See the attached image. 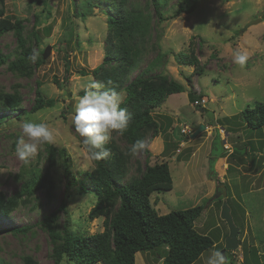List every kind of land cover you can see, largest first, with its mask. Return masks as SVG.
Returning <instances> with one entry per match:
<instances>
[{"label": "rangeland", "instance_id": "1", "mask_svg": "<svg viewBox=\"0 0 264 264\" xmlns=\"http://www.w3.org/2000/svg\"><path fill=\"white\" fill-rule=\"evenodd\" d=\"M76 1L79 3V0H5L6 15L24 19L25 33L32 50L35 49L43 58L47 46L51 51L44 58L45 62L35 67L31 78L13 73L7 65L0 67V89L7 92L18 89L26 111L21 116L18 112L6 111L9 115L3 118L4 111L0 110V192L10 196L19 190L20 183L14 175L21 169L39 166L45 170L48 166L45 145L27 164L15 154L16 140L22 134V124L27 121L48 124L55 135L52 145L66 148L71 155V171L77 180L68 188L63 169L57 165L52 169L57 184L53 197L41 189L33 203L20 206L8 217L0 215V228L35 225L33 232L27 235L0 231V256L8 264H28L25 256H31L37 264H57L51 257L50 236L39 223L43 217L58 210L62 202L67 204V212L58 211L57 222L61 231L65 224L79 233L93 234L104 230V217L89 218L97 195L84 192L82 182L91 189L86 173L91 172L94 163L75 130L73 117L81 91L90 81H96L91 72L104 59L108 23L105 11L98 8L86 18L79 16ZM183 1L171 0L166 17H171ZM152 42L159 45L164 57L156 71L173 77L185 90L170 95L154 110L155 117L162 124L161 132L158 136L149 134L145 147L131 162L129 175L136 174L135 160L145 164L148 154L144 149L148 148L152 154L148 159L150 163L166 160L173 178L171 190L154 192L150 196L156 211L167 214L173 210L203 206L195 227L199 233L209 235L215 244L193 264H204L211 251L224 250L229 234V225L221 215L225 201L239 228V247L227 252L229 264H260L259 261L263 264L264 169L263 180L256 179L253 184L256 177L251 175L264 167V136L254 129L226 133L221 128L227 121L224 118L239 114L256 102H264V0H202L194 13L183 12L162 21L159 30L153 32ZM17 44L11 32L0 36V50L5 54L14 53ZM190 44L195 46L202 74L178 58L179 52H188ZM157 52L149 50L139 69L130 77L146 67ZM237 52L248 55L243 66L235 63ZM82 69L88 74L82 75ZM38 81L44 96L55 98L56 104L31 113L29 110L35 101ZM120 92L125 100L126 92ZM192 93L194 99L190 95ZM199 95L206 100L201 105L197 103L201 100ZM72 100L73 106L70 107ZM201 124L212 127L192 138L191 134ZM183 128L190 133L183 134ZM218 131L229 139H221ZM112 138L120 146L125 145L118 133H113ZM250 139H256L254 145L248 141ZM226 142L235 151L240 152L242 148L243 153L250 157L235 158L237 152L231 157L233 151L224 150ZM211 154L218 157L215 164L219 173L217 177L209 176ZM223 159L232 164L227 176L222 173L220 165ZM237 160L244 161L245 165L241 171L235 170L234 175ZM254 162L259 165L257 169ZM243 171L249 175H237ZM223 184L228 187L227 197L217 196L218 187ZM160 263L152 252L136 254V264ZM61 264L71 263L63 258Z\"/></svg>", "mask_w": 264, "mask_h": 264}, {"label": "trees", "instance_id": "2", "mask_svg": "<svg viewBox=\"0 0 264 264\" xmlns=\"http://www.w3.org/2000/svg\"><path fill=\"white\" fill-rule=\"evenodd\" d=\"M201 1L184 0L169 18L177 17L183 12L194 13ZM170 2L171 0H79V3H75L77 14L83 18L92 15L96 8L105 11L107 15L105 56L91 74L96 82L108 85L111 81V85L102 88L103 91L114 89L117 92H126L121 107L127 109L132 119L128 129L123 134L118 133L125 141L124 146H120L112 138L106 145L111 151L108 159L95 160L91 157L94 167L91 172L86 173L91 189L85 187L82 182L84 192H94L97 195L89 218L104 217V230L93 234L79 233L65 224L61 231L57 222L58 211L67 212L65 202L61 203L58 210L43 217L39 223L50 236L51 257L57 264H61L63 258L71 264H136V254L146 251L152 252L160 264H193L203 252L215 244L209 235L196 230L195 220L203 211L202 205L173 210L167 214H159L152 205L150 196L154 192L173 188V178L166 160L151 164L148 159L152 154L146 148L144 152L148 156L145 164L135 160L136 174L129 175L131 162L139 151L133 153L132 146L138 140L146 143L149 134L158 136L161 132L162 124L155 117L154 110L170 95L185 90L173 77L156 71L163 63L164 57L159 45L152 42L153 32L159 30L162 21L169 19L165 13L170 7ZM25 31L24 19H13L6 15L5 0H0V36L11 32L18 43L14 53L5 54L0 50V67L7 65L13 73L31 78L35 67L44 63L45 59L42 56H38L35 62L28 59L33 50ZM201 41L204 43V40ZM151 49L158 50L156 56L131 78ZM178 58L183 64L193 66L202 74L203 68L200 66L194 44L189 45L187 53L179 52ZM80 73L88 74L84 69ZM188 79L191 81V77ZM40 87L41 82L38 81L35 101L29 110L31 113L56 104V99L45 97ZM83 94L84 90L81 91V95ZM190 95L192 99L195 98L193 93ZM199 96L202 99V95ZM22 102L18 89L14 92L0 89V110L4 111L3 118L9 115L7 112H18V116L25 114ZM224 120L227 121L222 124L223 129L228 132H249L254 129L263 134V137L264 102H256L253 107H247L239 114ZM255 140L248 141L254 145ZM242 150H233L230 156L233 157L237 152L235 158H249L250 155ZM45 152L48 164L45 170H41L39 166L29 170L23 168L14 175L20 183L19 190L10 196L0 192L1 216L8 217L20 206L33 203L41 189H45L47 195L53 197L57 184L52 169L57 165L63 169L67 187L76 184L77 180L71 171V155L67 149L51 144L45 145ZM34 227L35 225L25 224L9 229L0 228V231L27 235L33 232ZM246 252H249L248 249ZM246 257L247 255L245 260ZM24 260L28 264H37L31 256H25ZM259 263L262 264L260 261ZM0 264L8 262L0 256Z\"/></svg>", "mask_w": 264, "mask_h": 264}, {"label": "clouds", "instance_id": "3", "mask_svg": "<svg viewBox=\"0 0 264 264\" xmlns=\"http://www.w3.org/2000/svg\"><path fill=\"white\" fill-rule=\"evenodd\" d=\"M38 55V52L33 49L28 59L35 62ZM247 59L248 55L245 52H237L235 55V63L238 65L243 66ZM109 85L111 81L108 85L90 81L84 89V94L79 96L74 106L75 130L95 160L110 157L111 151L106 145L111 141L112 134L114 132L123 134L132 119L127 109L121 107L124 103L123 93L114 89L100 91ZM54 143V132L47 123L27 121L22 124V134L16 140L15 154L27 164L38 155L41 146ZM144 147L145 142L138 140L132 146L131 151L135 153ZM204 264H229V261L222 251L213 250L205 259Z\"/></svg>", "mask_w": 264, "mask_h": 264}, {"label": "water", "instance_id": "4", "mask_svg": "<svg viewBox=\"0 0 264 264\" xmlns=\"http://www.w3.org/2000/svg\"><path fill=\"white\" fill-rule=\"evenodd\" d=\"M256 22V21H254ZM50 51H51V47L50 46H47L46 49H45V52H44V58H47L48 55L50 54ZM73 106V100L71 101V105L70 107ZM201 111H203V109H201ZM206 129V126L204 124H201L197 129L196 131H194L192 134H191V137L194 138L196 137L198 134H200L202 131H204ZM224 144V142H223ZM228 149L226 146H224V150ZM212 162H211V165H210V168H209V176L211 177H217L218 176V172L216 171V162L218 160V157L216 156H213L211 154V159H210ZM223 195L224 197H227V188H226V185H220L218 187V191H217V196H221ZM222 218L224 220L227 221L228 225H229V234L228 236L226 237V246L224 248V250L222 251L226 257L228 258V261L230 260L229 257H228V250H236L238 247H239V239H238V233H239V228L235 225L234 223V220H233V216L231 214V209L228 205V202L225 201L224 204H223V207H222Z\"/></svg>", "mask_w": 264, "mask_h": 264}, {"label": "crops", "instance_id": "5", "mask_svg": "<svg viewBox=\"0 0 264 264\" xmlns=\"http://www.w3.org/2000/svg\"><path fill=\"white\" fill-rule=\"evenodd\" d=\"M171 121V120H170ZM210 127H212V126H207L206 127V129H209ZM221 129H223V128H221ZM220 130V129H219ZM210 131V130H209ZM222 131V130H221ZM225 132L227 133L228 131H226L225 130ZM218 135H220V138L221 139H223V140H227V139H229V137L228 136H226V137H224V135L223 134H221L220 133V131H218ZM229 135V134H228ZM225 146V145H224ZM226 146H228V149H229V152H232L233 151V146L231 145V147H229V144H227V142H226ZM235 150V149H234ZM235 159V158H234ZM233 159V160H234ZM237 162H238V164L236 165L237 167H234V175H235V173H236V171L235 170H242L241 168H242V166H244L245 164H244V161H238L237 160ZM216 163H218V161L216 162ZM221 165V168H222V173H224L226 176L227 175H229L228 174V171H230L231 170V165L232 164H230V162L228 161V159H223V161H222V163L220 164ZM253 165L256 167V169L259 167V165H257V163L256 162H254L253 163ZM262 165H263V163H262ZM217 167V166H216ZM251 168H254V167H251ZM263 169H264V167H262L260 170H257V174H255V173H253L251 176L252 177H256L254 180H253V184H254V181L256 180V179H261L262 178V180H263ZM216 170H217V168H216ZM218 175H219V173H218ZM237 175H240V177H242V176H245V175H249V173L248 172H246V171H243L242 173H238ZM238 177V176H237ZM230 180H232V178H230Z\"/></svg>", "mask_w": 264, "mask_h": 264}, {"label": "built area", "instance_id": "6", "mask_svg": "<svg viewBox=\"0 0 264 264\" xmlns=\"http://www.w3.org/2000/svg\"><path fill=\"white\" fill-rule=\"evenodd\" d=\"M205 102H206V100L204 98H202L201 100L197 101V103L200 104V105L205 103ZM182 133H190V131L187 128H183L182 129Z\"/></svg>", "mask_w": 264, "mask_h": 264}]
</instances>
